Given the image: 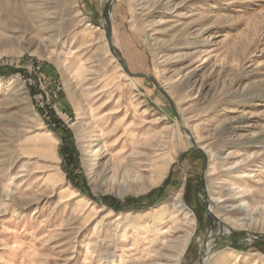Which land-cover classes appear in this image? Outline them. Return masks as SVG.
<instances>
[{
	"label": "rangeland",
	"instance_id": "obj_1",
	"mask_svg": "<svg viewBox=\"0 0 264 264\" xmlns=\"http://www.w3.org/2000/svg\"><path fill=\"white\" fill-rule=\"evenodd\" d=\"M99 134L100 166L149 154L132 188ZM160 230L264 264V0H0V264H171Z\"/></svg>",
	"mask_w": 264,
	"mask_h": 264
},
{
	"label": "bare ground",
	"instance_id": "obj_2",
	"mask_svg": "<svg viewBox=\"0 0 264 264\" xmlns=\"http://www.w3.org/2000/svg\"><path fill=\"white\" fill-rule=\"evenodd\" d=\"M105 153H106V147H105L104 143L102 142L101 135L100 134L96 135L91 140V144L87 147V149L85 150V154H84V156H85L84 157V165L87 168H89L91 173H93V171L98 167L100 160L102 159V157H104ZM141 156H143V157H141ZM142 159H144V160H142ZM150 159L151 158H150L149 154L147 155V154H142L141 152H133V151H131L129 154L123 152L119 159H116L115 161L112 162V167H108L105 164H103L101 166L99 165V167H101V168H100L99 172L96 174L97 175L102 174V176L106 177V176H109L111 173L112 174L111 177H114V178L123 176L124 177L123 180L121 182H117V183H118V187L120 189L126 190L128 188H132V184L134 183V180L132 178H134L135 174L138 173V171L140 170V166H143L144 162L146 163V161H148V160L150 161ZM127 179H130L131 182H127ZM73 197H75L74 192L70 193V195H69V198H73ZM171 201L173 202L171 206L173 207L174 212H170L169 210H166L164 212V214H166V216H167L166 220H169L171 223H174L177 227L179 224V217H178L179 214L178 213L181 212V210H182V205H181L182 201L180 199V195L176 194ZM250 212H251V209L243 210L242 211L243 217L240 219H237L236 221H232L230 227L233 229H236V230L237 229L243 230V229L248 228L249 226L247 227V222L252 220L251 218H249ZM183 223H184L185 229L187 231H190L192 229L195 221L193 219H189L188 217H184ZM169 233H170V231H167V230L158 231L156 233V238H155L156 242L157 241L163 242L165 237L168 236ZM212 238H213V235H209L208 240L212 239ZM186 241H187V237H185V239L182 241L179 248H177V249L173 248V250H171V247H170V245L167 244V242H163L162 247L160 248L161 251H158L155 254L149 253L148 258L151 261H154L156 259H159V260L165 259V260H168L169 262H171V264H178L182 254H183V248L185 246ZM163 251H170L171 255L170 256L164 255ZM114 263H115V261H114Z\"/></svg>",
	"mask_w": 264,
	"mask_h": 264
},
{
	"label": "trees",
	"instance_id": "obj_3",
	"mask_svg": "<svg viewBox=\"0 0 264 264\" xmlns=\"http://www.w3.org/2000/svg\"><path fill=\"white\" fill-rule=\"evenodd\" d=\"M70 156L68 155L67 158H69ZM122 208V207H121ZM120 209V208H119ZM117 207L114 208L115 211L119 210Z\"/></svg>",
	"mask_w": 264,
	"mask_h": 264
}]
</instances>
